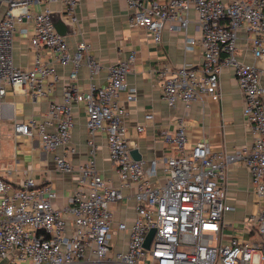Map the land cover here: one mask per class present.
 Returning <instances> with one entry per match:
<instances>
[{
	"label": "built area",
	"instance_id": "1",
	"mask_svg": "<svg viewBox=\"0 0 264 264\" xmlns=\"http://www.w3.org/2000/svg\"><path fill=\"white\" fill-rule=\"evenodd\" d=\"M6 6L0 20V97L5 85L21 86L34 95L45 94L43 79L57 78L55 66L42 61L40 50L52 52L58 61L73 64L61 100L48 104L44 117L14 123L17 137L38 135L43 150L57 154L56 169L76 171L78 186L59 207L51 184L39 185L27 176L15 187L0 175V264H264V66L246 62L238 56L243 49L264 64V0H127L132 28H143L155 42L162 31L187 33L193 21L198 38L186 35L185 50L200 44L203 61L184 63L160 70L163 98L171 107L178 101L186 106L208 95L221 99L220 82L225 67L234 69L243 95V114L253 130L251 145L233 150H212L203 139L187 147L186 128L181 123L174 136L166 133L176 153L162 159H136L128 137L126 106L120 93L127 88V75L135 61V52L108 66L106 82H91L88 91L78 88V71L84 53L94 75L100 64L89 54L86 39L72 53L65 36L53 24L50 5L62 1L65 20L78 22L81 0H0ZM39 8H35V5ZM34 24L32 45L37 58L32 69L15 65L13 40L23 21ZM243 41L244 45H240ZM136 98L129 89L127 101ZM83 101L87 112L90 157L74 165L68 156L76 152L66 146L75 126L74 104ZM149 112L146 117L153 118ZM105 131L119 184L105 179L96 166L95 135ZM239 162L248 168L260 208L248 217L254 238L232 237L219 242L224 214L232 209L227 203V188L222 182L227 166ZM131 190L137 215L131 225L118 227L129 231L127 249L112 257L113 233L111 204ZM155 228L150 247H145L149 231Z\"/></svg>",
	"mask_w": 264,
	"mask_h": 264
},
{
	"label": "crops",
	"instance_id": "2",
	"mask_svg": "<svg viewBox=\"0 0 264 264\" xmlns=\"http://www.w3.org/2000/svg\"><path fill=\"white\" fill-rule=\"evenodd\" d=\"M50 7L53 12H60L65 20V5L62 1L54 2ZM35 8L39 6L36 4ZM5 10V4L0 1V20ZM129 15L127 0H81L77 9L78 22L72 23L73 33L65 37L72 53L77 50L78 42L86 39L91 45L89 54L100 64V69L93 75L88 65V54H83L77 80L78 88L83 92L88 91L91 82L105 84L108 66L135 52V61L127 75V88L120 93V100L128 111L125 124L133 149H137L146 161L175 154V146L165 141V134L174 136L181 123L186 128L188 148L203 139L215 151L251 145L254 134L243 114V95L233 67H225L222 72L221 99L218 102L203 95L192 101L190 106L178 101L176 106L171 107L163 98L159 73L164 65L178 67L184 63L197 65L203 61V50L199 43L192 50H185L186 35L200 36L193 21L194 11L190 12L191 22L187 33L164 29L160 42H155L145 29L130 27ZM33 29V22L25 20L14 34V63L24 70L32 69L37 58L38 51L31 40ZM240 45H244L243 41H240ZM40 53L42 61L55 66L57 72L56 79H43L46 93L34 95L21 86L7 83L5 94L0 97V175L15 187L27 176L34 177L39 185L51 184L57 192L56 205L64 207L79 183L76 171L56 169L55 157L64 154L66 147H59L54 152L45 151L38 135L25 138L17 137L14 133L16 121L31 117L42 119L48 104L62 99L67 78L73 70L72 63L61 64L49 50L42 49ZM238 56L246 62L264 66L244 49L239 51ZM132 88L136 89V98L127 101V91ZM149 112L154 115L151 119L146 117ZM74 116L76 122L72 140L66 146L76 148V152L68 157L77 165L89 159L91 154L83 101L74 104ZM95 143L99 173L113 185H118L119 176L110 157L105 131L96 133ZM222 182L227 188L226 199L232 209L224 214L219 242L229 241L235 236L244 240L254 238L247 220L259 210L260 203L248 168L239 162L229 164ZM130 193L129 188H124L123 196L110 206L113 213L112 257L116 252L126 250L129 242V231L120 229L119 223L125 222L130 226L137 215L136 202ZM111 264L120 263L113 260Z\"/></svg>",
	"mask_w": 264,
	"mask_h": 264
},
{
	"label": "water",
	"instance_id": "3",
	"mask_svg": "<svg viewBox=\"0 0 264 264\" xmlns=\"http://www.w3.org/2000/svg\"><path fill=\"white\" fill-rule=\"evenodd\" d=\"M52 16V20H53V24L57 30V32L63 36L68 35L70 33H73L74 27L73 24L71 22H66L63 18L60 12H53L51 13ZM132 155L134 156V158L136 159H141L142 156L139 153V151L137 149H132ZM155 233V228H152L149 233L146 236L145 239V247L149 248L150 247V243L151 240L154 236Z\"/></svg>",
	"mask_w": 264,
	"mask_h": 264
}]
</instances>
